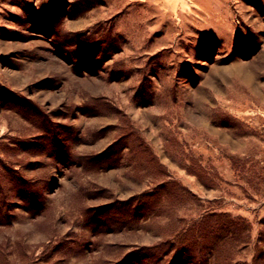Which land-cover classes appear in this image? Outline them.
Returning <instances> with one entry per match:
<instances>
[{
    "label": "rangeland",
    "instance_id": "1",
    "mask_svg": "<svg viewBox=\"0 0 264 264\" xmlns=\"http://www.w3.org/2000/svg\"><path fill=\"white\" fill-rule=\"evenodd\" d=\"M0 191V264H264V0H0Z\"/></svg>",
    "mask_w": 264,
    "mask_h": 264
},
{
    "label": "trees",
    "instance_id": "2",
    "mask_svg": "<svg viewBox=\"0 0 264 264\" xmlns=\"http://www.w3.org/2000/svg\"><path fill=\"white\" fill-rule=\"evenodd\" d=\"M1 192V191H0ZM2 193V192H1ZM3 220H5L4 219V215H3V213H2V211L0 210V224H2L4 221Z\"/></svg>",
    "mask_w": 264,
    "mask_h": 264
},
{
    "label": "bare ground",
    "instance_id": "3",
    "mask_svg": "<svg viewBox=\"0 0 264 264\" xmlns=\"http://www.w3.org/2000/svg\"><path fill=\"white\" fill-rule=\"evenodd\" d=\"M231 71V70H230ZM227 72V71H226ZM235 76V75H234ZM256 83V82H255Z\"/></svg>",
    "mask_w": 264,
    "mask_h": 264
}]
</instances>
